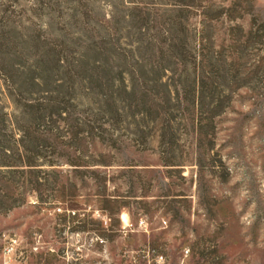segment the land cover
Wrapping results in <instances>:
<instances>
[{
	"label": "rangeland",
	"instance_id": "374dc122",
	"mask_svg": "<svg viewBox=\"0 0 264 264\" xmlns=\"http://www.w3.org/2000/svg\"><path fill=\"white\" fill-rule=\"evenodd\" d=\"M0 90V264H264V0H0Z\"/></svg>",
	"mask_w": 264,
	"mask_h": 264
},
{
	"label": "trees",
	"instance_id": "16d2710c",
	"mask_svg": "<svg viewBox=\"0 0 264 264\" xmlns=\"http://www.w3.org/2000/svg\"><path fill=\"white\" fill-rule=\"evenodd\" d=\"M123 73H120L121 74L120 83L122 85V89L128 95L135 96L136 95V87H135V82H134L135 81V78H136L135 74L133 73V71H126L127 75L131 76V79H130L131 81H129V85H127V83L125 82L126 80L123 79ZM6 77H7V79H9L10 76L6 75ZM42 80H44V74L43 73H35V75L31 77V81L34 84L38 85V86H39V84L37 82L38 81L40 82ZM9 87L10 88H13V89L15 88L14 85H12V83H10ZM14 90L16 91L17 89H14ZM44 92H50V89H44ZM0 95H3V93L1 92V90H0ZM9 95L11 96V98H15L14 97V93H13L12 90L9 91ZM36 100L37 99H29V103H27L28 105L26 104L27 107L33 108V109L36 108V111L37 112H43L45 109H47L46 108V105L47 104H45V107H44V103H40V104H37V106H34L33 103ZM15 101L18 103V101L16 99H15ZM48 101H50V100H48ZM0 104H1V100H0ZM100 104L101 105L98 107L99 111L105 112L104 106H107V105H111L112 104L115 107L116 106V101H115L114 97L111 95L109 99L104 100V101L101 100L100 101ZM126 107H128L129 109H131L132 108V103L128 104ZM116 108H117V106H116ZM125 109H122V110H125ZM58 110H64V108H61L60 107V108H58ZM119 110H120V108H119ZM1 112L2 111H1V106H0V124L3 125L4 127L5 126L7 127V125H6L7 115H6V118H5V114L3 115V113H2V117H1ZM3 116H4V119H3ZM84 124L85 125H80V124L77 125L78 128H79V131H78L79 134L80 133L81 134H84L86 132V130H85L86 128L84 126L91 128V126L88 125L87 123H84ZM25 150H27V149L25 148ZM0 166L10 167V168H12L11 170H13L14 173L20 172L19 171L20 169H17V168H21V167H25L26 166V167L30 168L29 169L30 170L29 172L32 173L33 170H37V169H33V168H37L40 165H37V164L33 163V161H31V159H28L26 157V155H23V154L21 155L20 154V155H18V157H16V159H12V161L3 159L2 161H0ZM76 166H80V165H76Z\"/></svg>",
	"mask_w": 264,
	"mask_h": 264
}]
</instances>
